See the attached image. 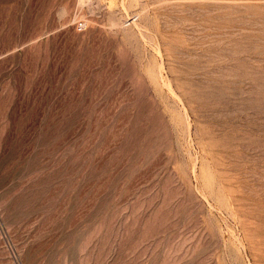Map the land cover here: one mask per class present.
<instances>
[{
    "label": "rangeland",
    "instance_id": "obj_1",
    "mask_svg": "<svg viewBox=\"0 0 264 264\" xmlns=\"http://www.w3.org/2000/svg\"><path fill=\"white\" fill-rule=\"evenodd\" d=\"M0 264H264V0H0Z\"/></svg>",
    "mask_w": 264,
    "mask_h": 264
}]
</instances>
